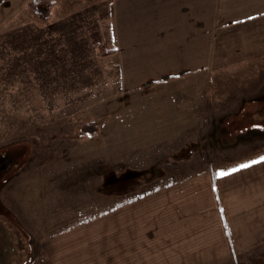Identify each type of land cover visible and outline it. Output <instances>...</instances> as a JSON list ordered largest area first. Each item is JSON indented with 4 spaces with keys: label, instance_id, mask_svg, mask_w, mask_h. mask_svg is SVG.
Instances as JSON below:
<instances>
[{
    "label": "rangeland",
    "instance_id": "rangeland-1",
    "mask_svg": "<svg viewBox=\"0 0 264 264\" xmlns=\"http://www.w3.org/2000/svg\"><path fill=\"white\" fill-rule=\"evenodd\" d=\"M31 1L0 0V153L16 160L2 199L36 256L49 233L116 216L123 201L263 160L264 60L129 91L114 53L101 54L110 0H53L43 24ZM226 264H264V242Z\"/></svg>",
    "mask_w": 264,
    "mask_h": 264
},
{
    "label": "crops",
    "instance_id": "crops-1",
    "mask_svg": "<svg viewBox=\"0 0 264 264\" xmlns=\"http://www.w3.org/2000/svg\"><path fill=\"white\" fill-rule=\"evenodd\" d=\"M108 9L106 46L129 91L237 66L243 55L264 60V0H110ZM161 190L123 201L118 216L49 233L33 264H226L264 242V159Z\"/></svg>",
    "mask_w": 264,
    "mask_h": 264
},
{
    "label": "flooded vegetation",
    "instance_id": "flooded-vegetation-1",
    "mask_svg": "<svg viewBox=\"0 0 264 264\" xmlns=\"http://www.w3.org/2000/svg\"><path fill=\"white\" fill-rule=\"evenodd\" d=\"M15 161L13 153H0V264H33L34 237L14 217L1 196L3 188L13 177L5 172L15 166Z\"/></svg>",
    "mask_w": 264,
    "mask_h": 264
},
{
    "label": "trees",
    "instance_id": "trees-1",
    "mask_svg": "<svg viewBox=\"0 0 264 264\" xmlns=\"http://www.w3.org/2000/svg\"><path fill=\"white\" fill-rule=\"evenodd\" d=\"M53 8V0H32L29 4V9L33 17L38 23H46L51 17V11ZM115 48H103L101 54H112L115 53ZM84 133L94 134L98 131L97 126L90 122L83 126Z\"/></svg>",
    "mask_w": 264,
    "mask_h": 264
},
{
    "label": "snow or ice",
    "instance_id": "snow-or-ice-1",
    "mask_svg": "<svg viewBox=\"0 0 264 264\" xmlns=\"http://www.w3.org/2000/svg\"><path fill=\"white\" fill-rule=\"evenodd\" d=\"M262 159H264V158H262ZM253 163H257V161H253ZM241 168H247V167H249V165L248 164H243V165H241L240 166ZM239 169H232L231 171L232 172H235V171H238ZM229 173H227V172H221V173H219V175H221V176H225V175H228Z\"/></svg>",
    "mask_w": 264,
    "mask_h": 264
}]
</instances>
